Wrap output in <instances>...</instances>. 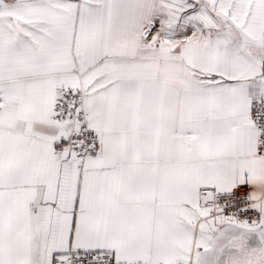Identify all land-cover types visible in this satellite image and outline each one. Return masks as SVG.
I'll use <instances>...</instances> for the list:
<instances>
[{
  "label": "snow or ice",
  "instance_id": "6c2138e0",
  "mask_svg": "<svg viewBox=\"0 0 264 264\" xmlns=\"http://www.w3.org/2000/svg\"><path fill=\"white\" fill-rule=\"evenodd\" d=\"M0 264H264V0H0Z\"/></svg>",
  "mask_w": 264,
  "mask_h": 264
}]
</instances>
